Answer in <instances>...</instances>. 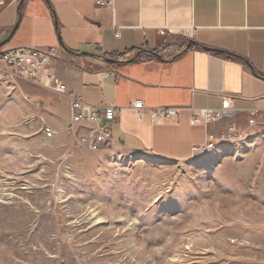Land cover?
<instances>
[{
  "label": "rangeland",
  "instance_id": "obj_1",
  "mask_svg": "<svg viewBox=\"0 0 264 264\" xmlns=\"http://www.w3.org/2000/svg\"><path fill=\"white\" fill-rule=\"evenodd\" d=\"M9 72L0 65V264H264V124L233 121L183 162L91 151Z\"/></svg>",
  "mask_w": 264,
  "mask_h": 264
},
{
  "label": "crops",
  "instance_id": "obj_2",
  "mask_svg": "<svg viewBox=\"0 0 264 264\" xmlns=\"http://www.w3.org/2000/svg\"><path fill=\"white\" fill-rule=\"evenodd\" d=\"M19 46L60 48L62 58L44 72L65 93L22 81L74 132L87 129L72 124L69 96L113 106L105 122L112 146L183 162L200 153L195 147L208 134L216 138L250 118L264 124V0H112L103 7L95 0H6L0 50ZM158 106L178 107L177 117L153 121L150 109ZM200 109L224 115L191 125Z\"/></svg>",
  "mask_w": 264,
  "mask_h": 264
},
{
  "label": "built area",
  "instance_id": "obj_3",
  "mask_svg": "<svg viewBox=\"0 0 264 264\" xmlns=\"http://www.w3.org/2000/svg\"><path fill=\"white\" fill-rule=\"evenodd\" d=\"M3 3L0 0V6ZM96 5L101 7L112 5V0H95ZM62 58V51L57 46H47L38 48L34 46L10 47L0 50V65L10 70V75L17 79L27 80L36 86L54 90L58 93H65L66 86L57 81V79L45 73V66L53 61ZM113 72H105L110 75ZM70 100V119L72 124L81 125L87 129L83 134L76 135V141L91 151L100 150L103 146L110 144V134L107 130L105 122L111 121L115 116L113 106L93 107L82 100L69 96ZM132 108L140 111L144 108L142 100L137 99L132 102ZM179 108L175 106H158L150 109V116L153 121L169 122L178 115ZM224 114L220 111H210L200 109L192 114L190 124L198 123L207 124L215 119L222 117ZM249 123L255 124L253 118L249 119ZM235 125L230 124L226 133L231 135L235 132ZM44 133L51 136L54 131L50 127L44 128ZM205 144L196 146L197 151H206L215 146V137L212 134L206 136Z\"/></svg>",
  "mask_w": 264,
  "mask_h": 264
},
{
  "label": "water",
  "instance_id": "obj_4",
  "mask_svg": "<svg viewBox=\"0 0 264 264\" xmlns=\"http://www.w3.org/2000/svg\"><path fill=\"white\" fill-rule=\"evenodd\" d=\"M208 49H210V48H208ZM210 50H214V49H210ZM107 62H116V60H113V59H111V58H107V59H105Z\"/></svg>",
  "mask_w": 264,
  "mask_h": 264
}]
</instances>
